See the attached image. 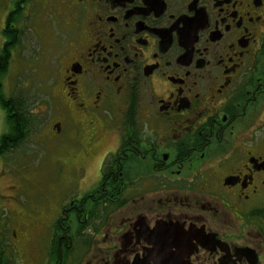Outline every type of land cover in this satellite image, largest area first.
<instances>
[{"label":"flooded vegetation","instance_id":"af4514ba","mask_svg":"<svg viewBox=\"0 0 264 264\" xmlns=\"http://www.w3.org/2000/svg\"><path fill=\"white\" fill-rule=\"evenodd\" d=\"M0 2L1 49L35 1ZM40 2L50 129L81 156L44 264H264V0Z\"/></svg>","mask_w":264,"mask_h":264},{"label":"rangeland","instance_id":"374dc122","mask_svg":"<svg viewBox=\"0 0 264 264\" xmlns=\"http://www.w3.org/2000/svg\"><path fill=\"white\" fill-rule=\"evenodd\" d=\"M34 1L17 25L21 32L19 52L10 51L1 81L2 93L22 99L27 105L23 111L28 110L35 121L16 148L0 155V239L3 258L10 264H31L35 259L36 264H44L52 222L65 201L76 196L80 179L73 167L81 162L80 154L64 133L50 129L56 110L48 75L57 71L55 40L60 29L48 8L40 5L42 1ZM5 8L6 3L0 2V20ZM8 128L0 102V134ZM101 147H94L83 163L91 177L95 176Z\"/></svg>","mask_w":264,"mask_h":264},{"label":"trees","instance_id":"16d2710c","mask_svg":"<svg viewBox=\"0 0 264 264\" xmlns=\"http://www.w3.org/2000/svg\"><path fill=\"white\" fill-rule=\"evenodd\" d=\"M12 18V13H10V17L7 20V28L10 27V20ZM13 21L15 22V19ZM14 29L18 31L16 26ZM13 32L12 30L9 34L8 29L4 31L5 35L8 38L10 37L11 40L7 41L4 47L0 49V102L2 107H4L5 118L9 126L8 131L2 133L0 136V155L16 148L28 135L30 126L35 123L30 112L28 110L23 111V107L25 108L27 105L22 99L11 95L6 96L1 90V81L8 66L10 49L18 42L17 38L12 40Z\"/></svg>","mask_w":264,"mask_h":264},{"label":"water","instance_id":"95a60500","mask_svg":"<svg viewBox=\"0 0 264 264\" xmlns=\"http://www.w3.org/2000/svg\"><path fill=\"white\" fill-rule=\"evenodd\" d=\"M166 264H171V263H166ZM174 264H177V262H176V263H174Z\"/></svg>","mask_w":264,"mask_h":264}]
</instances>
